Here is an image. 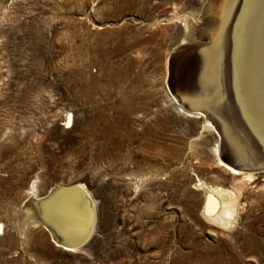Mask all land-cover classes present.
<instances>
[{"label":"rangeland","instance_id":"1","mask_svg":"<svg viewBox=\"0 0 264 264\" xmlns=\"http://www.w3.org/2000/svg\"><path fill=\"white\" fill-rule=\"evenodd\" d=\"M220 2L0 0V264H264V171L230 174L214 131L168 95L225 126L210 95ZM33 181L89 192L77 249L31 222ZM208 186L235 193L229 225L209 218Z\"/></svg>","mask_w":264,"mask_h":264},{"label":"bare ground","instance_id":"2","mask_svg":"<svg viewBox=\"0 0 264 264\" xmlns=\"http://www.w3.org/2000/svg\"><path fill=\"white\" fill-rule=\"evenodd\" d=\"M216 23L210 50L217 58L215 63L218 62L222 79L219 74L216 73L217 77L214 74L216 87L210 95L215 104L213 102L211 107L217 118L227 126L223 124L222 133L218 131L217 135L212 111L206 107L199 111L191 103L188 104L190 107H186L181 102L182 98L171 89L168 95L179 109L200 116L203 126L214 131L213 150L218 163L225 166L230 174L242 175L249 181L254 173L264 171V0H221ZM229 148L232 155H229ZM223 158L236 166H260L262 169L245 171L230 165ZM34 183L28 187V196L23 201L24 208L29 211L28 214L31 213V222L44 225L55 245L69 251L77 249L82 240L75 242V238L80 237L78 231L84 227L83 222L89 224V235L95 223L94 201L89 192L83 183L72 185L80 189L83 197L90 202L93 208L91 215L80 204L78 193L68 191L72 186L55 185L39 196ZM206 189L210 196L206 200L207 214L215 210L214 214L208 215L209 218L220 225H229L235 213V193L218 186Z\"/></svg>","mask_w":264,"mask_h":264},{"label":"water","instance_id":"3","mask_svg":"<svg viewBox=\"0 0 264 264\" xmlns=\"http://www.w3.org/2000/svg\"><path fill=\"white\" fill-rule=\"evenodd\" d=\"M213 121H214V119H213ZM215 122V121H214ZM216 125H217V128H215V132H216V134L218 135V131L220 132V133H222V128H221V126L220 125H218L217 123H216ZM223 160L225 161V162H227V163H229L230 165H233V166H235V167H238V168H241V169H243V170H245V171H256V170H260V169H262V167H248V166H244V165H242V166H236V165H234V164H232L229 160H227V159H224L223 158ZM72 186V185H71ZM69 186H66V188H68ZM69 188H72L71 190L70 189H68V191H72V192H76V193H78V197H79V199H80V204H83L84 205V207L83 208H85V210H87V211H89V214L91 215V212H90V210H91V206H90V202L86 199V197H83V195H82V192H81V190L80 189H78L77 187H69ZM90 215H89V217H90ZM83 223H85L83 226L84 227H82L79 231H78V233H81V235H80V237L79 238H75L76 240H75V242L76 241H81L82 240V243L83 242H85L88 238H89V236L91 235H89V230H88V227H89V224L88 223H86V222H83ZM89 223H90V220H89ZM89 235V236H88ZM73 242H74V240H73ZM81 243V244H82ZM80 244V245H81Z\"/></svg>","mask_w":264,"mask_h":264}]
</instances>
